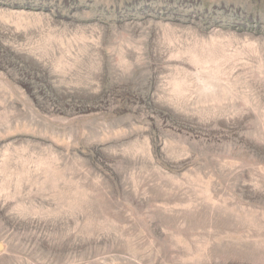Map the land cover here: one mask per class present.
Wrapping results in <instances>:
<instances>
[{"label":"rangeland","instance_id":"obj_1","mask_svg":"<svg viewBox=\"0 0 264 264\" xmlns=\"http://www.w3.org/2000/svg\"><path fill=\"white\" fill-rule=\"evenodd\" d=\"M0 264H264V0H0Z\"/></svg>","mask_w":264,"mask_h":264},{"label":"water","instance_id":"obj_2","mask_svg":"<svg viewBox=\"0 0 264 264\" xmlns=\"http://www.w3.org/2000/svg\"><path fill=\"white\" fill-rule=\"evenodd\" d=\"M0 249H1V245H0Z\"/></svg>","mask_w":264,"mask_h":264}]
</instances>
